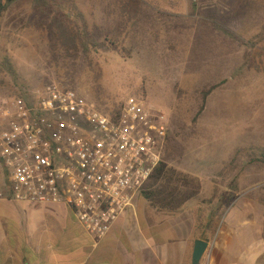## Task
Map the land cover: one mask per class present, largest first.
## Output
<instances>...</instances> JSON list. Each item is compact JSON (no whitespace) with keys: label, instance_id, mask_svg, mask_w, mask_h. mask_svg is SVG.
Wrapping results in <instances>:
<instances>
[{"label":"rangeland","instance_id":"obj_1","mask_svg":"<svg viewBox=\"0 0 264 264\" xmlns=\"http://www.w3.org/2000/svg\"><path fill=\"white\" fill-rule=\"evenodd\" d=\"M227 1L178 0L173 8L163 0L128 2L127 9L136 12L137 21L128 26L122 46L88 59L81 51L52 50L40 33L24 26L31 0H15L1 22L0 63L9 59L16 76L0 71V102L22 92L40 95L53 87L73 89L101 109L122 110L129 97L136 98L145 109L159 110L168 120L170 144L164 153L169 165L198 178L202 185L199 200L167 213L196 225L198 209H218L214 236L221 227L220 246L232 234L241 245L264 238L260 202L264 167L241 172L238 166L247 164L253 154L259 156L264 147V43L248 46L261 24L255 29L247 26L242 36L214 26V10ZM259 1L258 17L263 22L264 0ZM73 2L89 25L109 21L113 0ZM246 52L254 60L250 67L244 65ZM213 84L221 86L197 115L203 90ZM235 158L233 173L240 172L235 198L229 204L221 198H215L211 207L203 204L215 188L228 191L230 162Z\"/></svg>","mask_w":264,"mask_h":264},{"label":"built area","instance_id":"obj_2","mask_svg":"<svg viewBox=\"0 0 264 264\" xmlns=\"http://www.w3.org/2000/svg\"><path fill=\"white\" fill-rule=\"evenodd\" d=\"M0 102V199L63 204L94 239L132 207L161 162L168 120L129 97L118 117L73 89Z\"/></svg>","mask_w":264,"mask_h":264},{"label":"crops","instance_id":"obj_3","mask_svg":"<svg viewBox=\"0 0 264 264\" xmlns=\"http://www.w3.org/2000/svg\"><path fill=\"white\" fill-rule=\"evenodd\" d=\"M134 200L96 240L63 204L0 199V264H191L194 242L201 240L194 221L157 211L139 193ZM220 230L199 264H264L263 237L241 245L232 234L220 246Z\"/></svg>","mask_w":264,"mask_h":264},{"label":"trees","instance_id":"obj_4","mask_svg":"<svg viewBox=\"0 0 264 264\" xmlns=\"http://www.w3.org/2000/svg\"><path fill=\"white\" fill-rule=\"evenodd\" d=\"M15 0H0V36L1 22L9 6ZM140 1L149 0H113L110 5L111 10L107 11L109 21L102 25L88 24L84 15L78 11L73 0H31V12L28 15L25 27L33 28L40 33L42 38L46 39L52 50L60 48L66 53H78L81 51L88 59L101 50H118L125 41L127 28L131 24H136V12L127 9L128 2L138 4ZM155 1V0H151ZM168 1L170 7H175L178 0ZM259 0H228L220 8H216L212 14L213 24L221 32L231 36L240 35L247 26L255 29L261 24L259 32L248 40V46H258L264 43V21L259 18L262 9H260ZM105 21V20H104ZM240 31V33H237ZM251 49V47H247ZM249 52V51H248ZM245 54V67H250L254 62L250 54ZM0 71L5 72L12 77L16 76V71L9 59L5 58L0 63ZM221 84V83H220ZM220 84H213L202 92V102L197 115L205 109V103L209 95L220 87ZM23 97L28 103H31V94L22 92L11 98ZM95 107L115 119L119 116V109H101L94 103ZM101 107V108H100ZM195 120V119H194ZM170 140L165 142L168 149ZM165 151V150H164ZM167 152V151H166ZM235 158L230 162L228 191H219L214 189L213 196L209 201L202 200V203L210 206L215 198H221L229 204L236 196L239 189L240 172H234V164H238ZM247 164H239V170L248 168L264 167V147L260 149L259 156L251 155L246 161ZM232 167V168H231ZM226 179V178H225ZM6 196L4 200L13 202L7 196L8 190L4 189ZM202 194V185L198 178L177 170L169 165V161L163 152L161 162L153 171L147 182L140 191L143 200L152 208L160 212H176L182 209L189 202L199 200ZM260 202L264 203L260 199ZM17 203V202H13ZM219 216V210H212L205 207L198 209L197 221L195 225L196 238L210 242L214 237V224Z\"/></svg>","mask_w":264,"mask_h":264},{"label":"water","instance_id":"obj_5","mask_svg":"<svg viewBox=\"0 0 264 264\" xmlns=\"http://www.w3.org/2000/svg\"><path fill=\"white\" fill-rule=\"evenodd\" d=\"M208 247L209 244L207 242L196 240L194 242L193 252L191 256V264H199Z\"/></svg>","mask_w":264,"mask_h":264}]
</instances>
